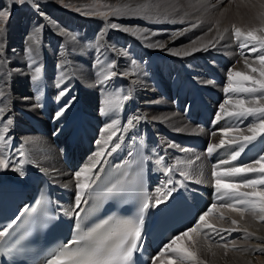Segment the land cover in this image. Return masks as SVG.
Wrapping results in <instances>:
<instances>
[{
  "label": "bare ground",
  "instance_id": "bare-ground-1",
  "mask_svg": "<svg viewBox=\"0 0 264 264\" xmlns=\"http://www.w3.org/2000/svg\"><path fill=\"white\" fill-rule=\"evenodd\" d=\"M104 1L112 3L113 8L105 17L76 15L67 8L28 2L18 16L23 18L20 27L15 26L13 21L5 22L1 28L0 67L3 70L0 74V90L9 101L7 115L10 125L4 128L0 123V136L4 137V141H0V160L8 161L7 168L0 167V184L8 179L7 176H21L20 180L25 183L29 174H47L54 188L56 204L63 212L65 209L71 210L80 195L75 173L93 161L94 154L101 147L97 141L106 139L110 133H105L104 129L115 121L117 136L107 145L108 152L98 164L99 169L97 165L90 174L93 177L91 183L115 144H131L125 139L129 134L131 139H141L146 144L153 164L156 159L166 157L170 161L168 169L171 168V172H187L188 175L184 176L189 180H199L201 184L213 187L211 173L214 166L221 160L234 165L228 153L209 164L206 161V154H209L207 148L210 144H218L221 139L227 141L238 138L240 133L232 131L225 137L222 132L225 127L211 133L196 128L174 108L172 88L166 87L158 92L148 75L149 72L159 73L169 69L173 70L174 75L188 77L201 88V92L211 94L208 101L212 116L216 117L218 113L224 116L220 112V105L229 97L233 101L238 98L248 101L252 98L248 94L224 92L228 71H246L245 58L253 62L254 67L257 66L255 58H252L257 53L249 51L253 45L247 44L243 49L237 47L233 26L242 31L264 27V13L247 14L250 27L242 28L238 21L239 24L224 19L217 24L202 23L182 0ZM196 1L201 8L207 6L221 15V12L230 10L234 0ZM236 1L250 8L256 5L254 1ZM143 4H151L152 7L142 9L139 6ZM65 20L72 24L71 28ZM193 23L198 27H191ZM113 24L117 27H111ZM62 30L68 34L62 35ZM133 31L137 34L133 35ZM56 41L60 47L54 50ZM205 46L206 51L203 50ZM193 48L201 50L193 51ZM176 52L181 54L176 55ZM184 52L190 55H184ZM71 54L77 56V61L69 62ZM32 56H35V62L31 61ZM47 58L49 61L45 62L46 66L54 60H57L58 65L53 63L49 70L45 64L38 66L41 69L39 80H32L30 84V78L35 74V68L31 70V67ZM46 72L54 78L47 76L46 80L41 81V76ZM209 72H215L219 80H212ZM70 76L73 83L69 87L65 80ZM65 88L76 94L79 109L85 113L81 115L82 118L85 120L88 114L93 120L94 123L90 124L94 142L99 146L93 155L81 162L78 170L69 169L64 161L69 159L72 137L82 119L76 112L70 111L57 117L56 114L44 113L38 106L45 92L60 94ZM125 96L128 99H123ZM108 98H118V106L114 104L112 110L101 111L106 108L104 101ZM49 106L54 112L63 110L52 102ZM225 107L233 110L232 105ZM245 119L235 117L234 122L237 123L228 129H238L243 135H249L248 127L257 123L258 117H250L248 125L240 127ZM129 120H133L132 126L128 125ZM96 122H100L99 127ZM194 139L199 141L200 148L187 147L183 142L187 140L193 144ZM215 150L226 153L224 147ZM21 152L24 154L21 155ZM256 175L252 174L250 178L254 179ZM81 180H84L83 176ZM260 190H264V185L257 186V191ZM219 212H223V218H220ZM251 213L245 211L241 214L227 208H219L218 212L213 213L209 222L218 229L236 228L238 231L213 232L209 236L200 233L194 237L196 242L193 247L201 264H264V251L259 250L264 248V221L259 219V213L249 216ZM232 220H236L237 224L233 225ZM244 230H247L248 235H245ZM225 244L227 248L223 246ZM171 255L170 252L164 257L158 254L154 256L157 259H154L153 264H165Z\"/></svg>",
  "mask_w": 264,
  "mask_h": 264
},
{
  "label": "snow or ice",
  "instance_id": "snow-or-ice-1",
  "mask_svg": "<svg viewBox=\"0 0 264 264\" xmlns=\"http://www.w3.org/2000/svg\"><path fill=\"white\" fill-rule=\"evenodd\" d=\"M18 3H24L25 0H16ZM142 9L152 7L151 4H143L139 6ZM43 15V13H41ZM103 15V13H101ZM9 16L8 11H0V20L6 21ZM111 27L115 28L117 25L113 24ZM191 27H198L197 24L193 23ZM211 30V29H209ZM2 31V29H0ZM125 31H131L125 29ZM235 39L238 42V47L243 49L247 44H252L253 47L249 51L257 53L255 56L254 63L257 65L253 66V62H250L247 58L244 60V66L246 71H236L235 69L229 70L227 73V86L224 88L225 93H237V94H248L252 98L248 101L244 99L232 100L231 97L225 100L220 105V112L227 117L236 118H248L258 117V122L250 124L248 127L249 135H243L241 130L238 129H222L223 135L228 137L232 131L240 133L238 138L221 139L218 144H210L207 148V152L211 154L217 148H223L226 145L233 148L230 156L231 161L237 160V158L244 151L245 145L251 144L257 139V136L264 134V27L249 29L242 31L240 28L233 26ZM62 35L68 33L62 30ZM133 35L137 32L133 31ZM223 37H221L222 39ZM211 43V42H210ZM259 51H258V48ZM199 48H193V51H200ZM203 50H207V46ZM176 55L181 53L176 52ZM184 55H190L189 52H184ZM243 54V53H241ZM127 55V53H124ZM41 69L36 67L34 69L35 74L32 76L34 82L39 80V74ZM115 75V73H113ZM108 77L106 76L105 79ZM67 88L60 92V96L67 94ZM259 94V95H257ZM2 95V93H0ZM39 99V97H37ZM74 99V98H73ZM123 99H128L127 96ZM67 103V102H66ZM106 108L101 111H110L113 105L118 106V98H108L104 101ZM225 105H232L233 110H229ZM70 106V105H69ZM3 109H0L2 112ZM63 111L58 112L56 115L59 117L63 114ZM223 117L218 113L216 116L217 120ZM133 119H139L134 117ZM117 122L106 125L105 133H110L106 136V139L98 140L97 144L100 145L99 151L94 154L93 161L85 165L80 171L75 173L77 180L76 187L80 190V195L77 197V207L81 202L84 192L92 187L91 181L93 177L90 175L93 169L101 162L106 152H108L107 145L113 140V137L117 136L116 132ZM133 120L128 121V125L132 126ZM6 130V129H5ZM0 141H4V137L0 136ZM174 147L175 145H169ZM120 147L117 143L111 149L116 151ZM182 151H187L182 149ZM21 155L24 153L21 152ZM110 154V152L108 153ZM197 159H199L197 157ZM160 161H157L159 163ZM225 165H228L225 167ZM0 167H8V161L0 160ZM171 172L172 169H166ZM257 174L256 178H249L247 174ZM23 173H21L22 175ZM187 176L188 173H182ZM214 178V188L216 200L219 203H212L207 210L203 211L198 215L196 220L193 222L191 227L180 231L178 234L170 237L169 241L158 250L159 257H164L166 253H171L165 262V264H201L198 258L197 251L194 250V243L196 242L194 237L200 233H204L205 236H209L213 232H232L238 231L236 228L232 229H218L215 224L209 222V218L213 213L218 212L219 208H227L243 214L245 211H252L253 213H259V219L264 221V190L257 191V186L264 185V155H261L259 159L253 161L252 164L246 166H231L230 161L221 160L220 163L214 166L211 173ZM84 180H81V177ZM241 178L240 182H235V178ZM201 181L197 180V183ZM169 184L172 181L168 180ZM250 188L252 191H240V189ZM175 191V185L172 188L157 189L154 197L147 196L143 191L142 183H137L135 179L128 180L125 176L124 179L118 180L113 183L111 187L106 189L105 195L108 197L113 196H127L134 194L138 199L141 200L139 212L135 218H120L116 216L108 217L95 223L87 230L80 228L77 225L76 235L73 239L69 240L66 244H61L53 253L52 258L48 260L47 264H134L133 254L138 251V244L142 242V231L144 225L143 213L150 206H160ZM238 205L242 207H237ZM35 211V209H33ZM223 212H219L220 218H223ZM17 217L16 220H19ZM16 220H13L10 224L5 226L3 231H0V237L7 236L9 229L16 224ZM233 225L237 224L236 220H232ZM245 235L247 230H244ZM223 239V237H221ZM225 248L227 244L223 245ZM235 247V245H233ZM264 251V248L259 249ZM157 259V257H153Z\"/></svg>",
  "mask_w": 264,
  "mask_h": 264
},
{
  "label": "rangeland",
  "instance_id": "rangeland-1",
  "mask_svg": "<svg viewBox=\"0 0 264 264\" xmlns=\"http://www.w3.org/2000/svg\"><path fill=\"white\" fill-rule=\"evenodd\" d=\"M182 1L188 4L189 9L191 11H193L195 16L199 17V20H201L202 23L209 22V23L217 24L218 22H220L221 20L224 19V20H229V21L237 23V24L240 23L239 25L241 27L243 26L242 28H245V27L247 28V27H250V25H248L249 24L248 23L249 22V16L247 14H249V15H256V14L260 15L261 13H264V0H247V1H254V3L256 4L254 7H251V8L246 6V5H243L241 2H237L236 0H234L233 4H231L232 8L230 7V10L221 12L222 13L221 15H217L219 13L218 11H211V9L208 8L207 6H203L201 8L198 5L196 0H182ZM28 2L36 4V5H38V4L46 5L47 4L50 7L58 6L59 8H65V9L67 8L68 10H71V12H73L76 15L77 14H79V15L93 14V15H97L100 17H105L106 15H108L109 13H111L113 11L112 3L104 1V0H85V1H73V2H66L65 0H55L53 2L49 1V0H32V1L31 0H25L24 3H18V2H16V0H0V11H8L9 12V16H8L6 21L0 20V29L3 27L5 22L6 23H13V21L15 23L14 24L15 26L20 27L23 18H19L18 16H19V14H21L23 8H25L26 5H28ZM36 7H39V6H36ZM101 13H103V15H101ZM180 17L181 16H179V18ZM215 17H217V18H215ZM65 21H66L67 25L70 24V22L68 23L67 20H65ZM236 21H238L239 23ZM69 26L71 28L72 24H70ZM28 29H29V27H28ZM59 44L60 43L58 41H56V43L54 44L55 45L54 50L59 49V47H60ZM24 50H26V49H24ZM36 52L37 51H35V53ZM71 55H70V59H69L70 61L69 62L77 61V56L75 54L72 56ZM32 57H33V59H31V61L35 62L36 61L35 56H32ZM252 58H255V56H252ZM47 61H49V58H47L45 61L41 60V63L39 61L38 63H36L35 66L31 67V70H33L34 68H36L42 64L43 65L45 64V66H46L45 62H47ZM56 61L57 60H54L53 62L47 63L48 65L46 66V68L48 70L50 68H52L53 63L55 65H58V62H56ZM2 67H4V66L2 65ZM0 69H1L0 70V74H1L3 68L0 67ZM47 76H48V72H46L45 75L41 76L40 80L41 81L46 80ZM51 78H54V76H51ZM72 81H73V78L71 76L65 80L67 86H69V87L73 83ZM1 82H2V78H0V85H1ZM31 83H32V77L30 78V84ZM0 93H2V95H0L1 96L0 97V106H1L0 109H3V111L0 112V123H2V126L5 128L6 126L10 125V117H9V115H7V111H9L10 108H9V103H8L9 101H7L6 96L3 95V91L1 92V90H0ZM244 190L245 191H247V190L251 191L250 188H246ZM249 216H255V214L251 213ZM209 219L211 220V218H209ZM217 247L220 248L223 246H217Z\"/></svg>",
  "mask_w": 264,
  "mask_h": 264
}]
</instances>
